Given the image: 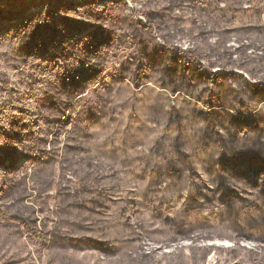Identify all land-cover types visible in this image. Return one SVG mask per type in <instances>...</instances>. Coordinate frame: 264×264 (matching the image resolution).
<instances>
[{
  "label": "trees",
  "instance_id": "1",
  "mask_svg": "<svg viewBox=\"0 0 264 264\" xmlns=\"http://www.w3.org/2000/svg\"><path fill=\"white\" fill-rule=\"evenodd\" d=\"M184 2L200 20L213 24L206 0ZM258 4L245 9L248 20L232 26L230 37L238 49L257 46L264 64V0ZM69 5L70 0H52L46 11L23 13L20 19L0 8L1 22L8 23L0 27V43L26 42V49L12 59L26 67L24 81L0 85V162L7 161L8 176L23 156L39 162V172L28 176L43 194L52 190L55 170L59 178H74L77 188L56 190L58 220L79 231L89 229L91 236L99 232L101 242L82 238L102 254H113L115 243L140 246L147 241L168 250L163 253L166 262L155 264H264V81H248L223 64L206 66L193 49L166 45L162 56L139 45L94 93L108 96L119 81L134 91L139 104L150 96L147 124L131 123L138 114L129 113L120 139H101L97 131L110 120L105 108L84 117L79 105L86 93L84 81L102 71L95 60L106 42L92 33L79 38L77 29H64L61 14ZM172 5L174 0L165 1ZM156 16H146L153 21L149 32L160 27ZM100 18V13L86 17L93 22ZM43 59L56 82L37 89L45 77L34 64ZM133 126L146 131L139 137L144 143L127 149ZM15 137H21L18 156L10 153ZM16 180L0 183V216L6 215L1 202L14 196ZM57 237L63 240L59 230ZM202 239L231 245L197 243ZM185 240L190 244L179 243ZM173 244L179 246L172 249ZM149 257L147 252L138 260L150 264Z\"/></svg>",
  "mask_w": 264,
  "mask_h": 264
},
{
  "label": "rangeland",
  "instance_id": "2",
  "mask_svg": "<svg viewBox=\"0 0 264 264\" xmlns=\"http://www.w3.org/2000/svg\"><path fill=\"white\" fill-rule=\"evenodd\" d=\"M51 1L0 0V8L4 12L11 11L17 14L20 19L23 13L35 16V14L46 11ZM165 1L167 0H70L67 10H62L64 12L61 14L62 20L66 23L63 26L64 29L66 27L77 29L79 38L92 33L95 39L106 42L99 48L98 60L94 59L99 67L97 69L102 71L96 78H88L89 81L88 79L84 81L87 87L86 93L82 95L79 105L84 108L81 114L84 117L93 114L89 112L90 110L97 111L99 108H105L106 119L110 120L105 127H100L97 131V135H101L100 138L108 137L110 141L120 139L127 120L125 118L129 113L138 114L136 120L131 123L147 124L145 117L151 103L150 96L139 104L132 98L134 91L119 81L112 86V93L108 96L103 92L94 93L96 87L109 80L117 63L139 45L145 51L162 56L165 53L161 47L166 45L179 49H193L200 55L206 66L223 64L228 66L232 72L242 74L248 81H264V64L257 58L259 54L256 50L257 46L238 49L240 45L235 42V38L230 37L233 32L232 26H241L248 20L249 13L244 12L245 9L259 6L258 3L262 0H206L205 5L210 7L212 13L209 21H213V24L200 20V16L194 13L191 7H187L184 0H174V5L171 7L165 6ZM92 2L96 4L89 8V3ZM92 13H100L102 20L100 22L88 21L86 17ZM154 13L157 15L154 22L160 27H154L149 32L153 21L148 22L146 16L150 17ZM6 25L8 23H3L0 19V27ZM198 31L203 34L198 35ZM2 34L3 31L0 36ZM25 44L26 42L22 40H15L11 43L7 40L0 43V85L13 87L24 81L26 67L21 62H13L12 59L16 52L26 49ZM68 59L71 60V58ZM44 63L43 59V62L34 64L36 65L34 68L42 71L41 77H45L42 78L41 83L36 85L37 89L50 81L56 82V76ZM244 69H247V73ZM202 72L207 76L205 71ZM118 120L120 124L116 125ZM98 125L101 126V124ZM131 129L133 134L127 136L126 147L136 149L138 142L144 143L139 137L143 135L142 130L146 131L143 127L137 126ZM19 140L21 137H15L10 143L11 147L15 146L10 152L12 155L18 156ZM6 142L8 143V140ZM6 142L2 144L1 149L5 147ZM20 153L23 155L24 151ZM0 157H3L2 152H0ZM37 165H40L39 162H30L29 159L18 156L14 165V175L8 176L10 170L7 167V161L2 164L0 162V183H6L10 178L20 181L15 184L14 196L1 202L6 215L0 216V264H140L139 257L147 252L152 264L166 262L163 253H167L168 250L159 249L161 243L153 245V243L143 241L140 246L137 243L125 246L115 243L112 244L114 252L110 255L102 254L95 248L91 250L89 243L83 241L82 235L101 242L103 239L99 232L91 236L89 229L85 232L79 231L78 227H70L69 222L62 223L57 217L59 199L56 190L65 185L77 188L76 181L69 174L64 176L65 178H59V170L56 168L52 190L47 192L48 194H43L28 176L33 170L39 172ZM25 167L27 169L22 172ZM68 181L71 183L69 184ZM32 191H34L32 197L26 199ZM44 195H48L49 198L45 199ZM130 221H133L132 217ZM58 230L63 235V240L57 237ZM111 241L114 240L111 239ZM179 243L190 244L189 240ZM197 243L223 247L231 245V242L227 240L206 241L202 239ZM241 244L249 248L257 247L248 243ZM176 246L179 245L173 244L172 249Z\"/></svg>",
  "mask_w": 264,
  "mask_h": 264
}]
</instances>
